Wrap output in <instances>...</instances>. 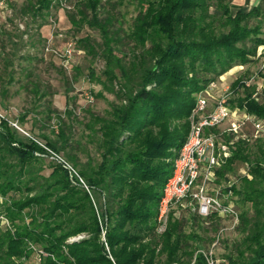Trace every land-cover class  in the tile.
I'll list each match as a JSON object with an SVG mask.
<instances>
[{"label": "trees", "instance_id": "obj_1", "mask_svg": "<svg viewBox=\"0 0 264 264\" xmlns=\"http://www.w3.org/2000/svg\"><path fill=\"white\" fill-rule=\"evenodd\" d=\"M53 1L28 0L24 12L40 17ZM101 2L76 0V12L68 15L71 24L82 26L88 21L91 28L106 35L107 25L99 18ZM212 2L145 0L132 34L136 41L132 60L118 57L107 40L106 74L114 81L118 69L122 81L116 94L119 103L109 116H94L88 124L101 135L97 165H79L67 154L64 163L53 160L51 170L44 173L37 164L45 149L28 136L22 140L18 137L22 132L3 122L0 218L6 217L16 231L5 228L0 219V264H25L32 256L36 264H173L192 258L195 248L189 240L193 235L183 232L188 210L178 208V215L173 210L165 231H158L164 186L188 139L196 96L234 65L250 62L264 45L261 30L249 27L256 7L252 11L240 8L233 14L230 6L219 2L218 9L232 26L218 36L209 30L213 22L203 25L211 15ZM200 10L203 15L196 16ZM249 40L252 44L247 48ZM246 94L238 105L264 120V95L255 100ZM60 137L61 145L46 137L44 144L60 153L69 142L63 131ZM244 140L234 142L230 157L217 170L221 181L240 162L248 165L252 175V179L243 176L241 189L231 188L243 202L251 203L254 216L247 211L240 214L245 236L227 264H264V139L255 151ZM69 164L79 177L66 167ZM191 215L193 220H205ZM82 233L88 237L67 242Z\"/></svg>", "mask_w": 264, "mask_h": 264}, {"label": "rangeland", "instance_id": "obj_2", "mask_svg": "<svg viewBox=\"0 0 264 264\" xmlns=\"http://www.w3.org/2000/svg\"><path fill=\"white\" fill-rule=\"evenodd\" d=\"M27 2L28 0H7L0 13V112L8 119L2 120L1 128L4 121L12 128L15 127L11 123H15L23 131L24 135L18 134L22 140H27L26 133L38 139L30 137L47 152L37 164V167L44 169V173L51 170L53 160L64 163L67 154L74 157L79 165H97L101 161L98 144L101 135L93 132L88 124L94 116H109L113 105L119 103L116 94L122 81L118 69L114 70V81L106 74L108 65L104 52L105 43L110 40L115 47V54L125 61L134 59L133 48L136 41L132 34L137 18L144 10L145 0H102L99 18L101 24L107 25L106 35L98 28H91L88 21L82 26L74 27L71 24L68 15L76 12V0H54L49 11L40 17H34L30 11L24 12ZM219 2L230 6L233 14L240 8L252 11L256 7L258 12L256 10L255 15L250 18L249 27L259 28L264 37V0H213L209 9L211 15L205 18L203 25L213 22L212 29L209 30H214L218 36L228 32L232 26L218 9ZM201 11L196 16L203 15ZM88 16L91 17L90 11ZM81 39L88 41L83 45ZM70 41L75 42L76 52L72 59L65 61L60 55H63L64 48ZM150 44L151 40L147 41L146 48ZM251 44L249 40L247 48ZM238 47H243V44L238 43ZM250 59V62L234 65L212 80L196 96L197 103L200 97H204L212 108L219 99L225 97L234 112V118L243 119L249 113L238 105L239 100L247 96L246 92L251 93L255 100L257 97L261 100L264 95V45L259 47L257 56ZM208 77L214 76L209 74ZM192 117L191 115L188 120L189 134L193 124ZM234 118L211 133L220 136V142L230 143V149H233L231 146L235 147L234 142L245 139L255 151L261 139L254 137L253 125L246 123L234 134L229 131ZM62 131L69 142L64 150L55 153L44 143L47 138L61 145ZM71 165L66 167L79 177ZM243 176L252 179L248 165L238 162L220 183L232 184L241 189ZM81 183H84L82 179ZM235 202L240 213L247 211L250 217L254 216L251 203L243 202L238 195H235ZM175 210L178 215V208ZM184 214L183 232L193 235L189 245L195 248V253L192 258L185 259L186 262L173 264H210L207 257L211 253L215 264H227L229 256L235 252V246L245 236L242 224H235L230 218L220 216H215L214 221L205 219L200 222L193 220L191 214ZM0 219L5 228L15 233V227L6 217ZM166 228L167 225L162 228L159 225V233ZM87 237V233H82L70 237L67 242L81 241ZM200 254L203 255L202 259L199 258ZM24 263L36 264L33 256L24 260Z\"/></svg>", "mask_w": 264, "mask_h": 264}, {"label": "built area", "instance_id": "obj_3", "mask_svg": "<svg viewBox=\"0 0 264 264\" xmlns=\"http://www.w3.org/2000/svg\"><path fill=\"white\" fill-rule=\"evenodd\" d=\"M6 1H0V13L5 8ZM75 52L76 44L70 41L60 56L67 61L73 58ZM192 116L191 132L174 162L172 175L163 189L158 209V223L161 228L167 225L172 211L180 208L203 219L212 216L228 217L238 224L241 213L231 190L233 185L220 183L217 175L218 168L231 155L230 145L224 141L220 142L222 138L211 133L230 118H234V112L225 97L219 99L212 108L207 98L200 97ZM2 120L8 121L0 112V129ZM246 123L253 125L256 139H264V120L251 114H245L243 119L234 118L229 131L238 133ZM11 124L23 133L17 124ZM26 134L36 140L29 133ZM211 255L207 257L208 262L215 264V259Z\"/></svg>", "mask_w": 264, "mask_h": 264}]
</instances>
